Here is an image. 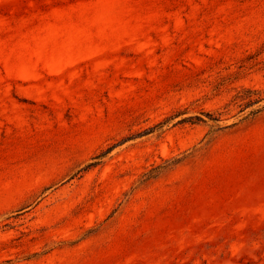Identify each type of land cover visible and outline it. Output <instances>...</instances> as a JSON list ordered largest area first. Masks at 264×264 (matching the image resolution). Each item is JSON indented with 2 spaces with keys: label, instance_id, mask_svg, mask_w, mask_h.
I'll list each match as a JSON object with an SVG mask.
<instances>
[{
  "label": "rangeland",
  "instance_id": "374dc122",
  "mask_svg": "<svg viewBox=\"0 0 264 264\" xmlns=\"http://www.w3.org/2000/svg\"><path fill=\"white\" fill-rule=\"evenodd\" d=\"M0 264H264V0H0Z\"/></svg>",
  "mask_w": 264,
  "mask_h": 264
},
{
  "label": "trees",
  "instance_id": "16d2710c",
  "mask_svg": "<svg viewBox=\"0 0 264 264\" xmlns=\"http://www.w3.org/2000/svg\"><path fill=\"white\" fill-rule=\"evenodd\" d=\"M192 119H195L193 122H196V120H203V118H201L200 116L196 115L194 116V118Z\"/></svg>",
  "mask_w": 264,
  "mask_h": 264
}]
</instances>
